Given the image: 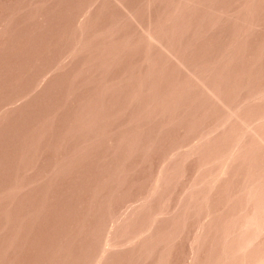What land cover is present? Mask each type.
I'll list each match as a JSON object with an SVG mask.
<instances>
[{
    "label": "rangeland",
    "instance_id": "obj_1",
    "mask_svg": "<svg viewBox=\"0 0 264 264\" xmlns=\"http://www.w3.org/2000/svg\"><path fill=\"white\" fill-rule=\"evenodd\" d=\"M0 264H264V0H0Z\"/></svg>",
    "mask_w": 264,
    "mask_h": 264
}]
</instances>
